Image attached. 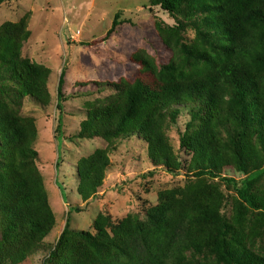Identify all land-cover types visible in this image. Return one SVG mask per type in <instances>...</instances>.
Returning <instances> with one entry per match:
<instances>
[{
  "label": "trees",
  "instance_id": "1",
  "mask_svg": "<svg viewBox=\"0 0 264 264\" xmlns=\"http://www.w3.org/2000/svg\"><path fill=\"white\" fill-rule=\"evenodd\" d=\"M147 10L170 57L160 64L137 49L129 58L137 77L85 102L73 139L106 147L77 161L76 193L84 204L97 196L116 144L132 138L146 144L153 169L145 179L162 168L182 173L184 184L160 191L142 215L115 222L100 213L86 231H72L67 218L47 246L56 220L36 165L35 120L22 108L26 99L48 106L51 71L23 54L31 37L24 18L0 25V264H22L41 249L46 264H264V0H148ZM119 15L102 41L129 23ZM64 83L62 71L58 110ZM181 109L189 117L178 134L184 157L167 136Z\"/></svg>",
  "mask_w": 264,
  "mask_h": 264
},
{
  "label": "rangeland",
  "instance_id": "2",
  "mask_svg": "<svg viewBox=\"0 0 264 264\" xmlns=\"http://www.w3.org/2000/svg\"><path fill=\"white\" fill-rule=\"evenodd\" d=\"M147 5L148 0H0V25L17 23L24 18L31 37L23 54L51 71L47 82L48 106L26 99L22 108L23 116L35 120L38 132L33 144L38 153L36 165L56 220L45 239L46 246L53 245L67 218L72 231H86L100 213L109 215L115 222L128 213L142 215L149 204H155L160 191L184 184L182 173L169 174L162 168L145 179L153 169L147 159L146 144L139 138H132L116 144L97 196L84 204L76 193L77 161L106 147L98 139H73L86 117L85 102L113 95L111 83L120 78L132 82L137 77L138 69H133V64L128 62L137 40L136 46L147 50L157 63H165L170 57L160 47L151 27L154 18ZM117 13H120L119 21H128L135 29L124 24L113 35L118 39L104 43L102 39ZM153 14L167 25H173V21L158 9H154ZM133 30H138L137 34ZM78 32L77 38L71 37ZM188 37L192 34L188 33ZM62 71H65V83L58 110L56 90ZM188 119L187 110L181 109L177 123L167 129L170 144L181 157L185 155L179 151L178 134L184 131ZM222 176L237 181L241 178L231 170H225ZM46 256L47 249H41L22 264H46Z\"/></svg>",
  "mask_w": 264,
  "mask_h": 264
},
{
  "label": "crops",
  "instance_id": "3",
  "mask_svg": "<svg viewBox=\"0 0 264 264\" xmlns=\"http://www.w3.org/2000/svg\"><path fill=\"white\" fill-rule=\"evenodd\" d=\"M125 25H127L128 27H130L131 25L129 24V23H124ZM124 24H122V26L124 25ZM121 27V26H120ZM132 27V29H135V28H133V26H131ZM152 28H153V21H152V26H151ZM121 28H119L118 30H120ZM128 30H130V28H128ZM153 30H154V28H153ZM135 33L138 31V30H133ZM80 32H78L76 35H72L71 37H73L74 39L75 38H77V36H78V34H79ZM137 34V33H136ZM114 35V34H113ZM113 35L108 39V40H105V41H103L104 43H106L107 41H109L110 39H118V38H114L113 37ZM126 36V35H125ZM116 37V36H115ZM122 37V36H121ZM130 37H133V36H130ZM138 41V40H137ZM137 41L136 42H134L133 44H134V49L133 50H131V52L129 53V56H128V58H130V56H131V54L133 53V52H135L137 49H141L142 47H138V46H136V44H137ZM72 46H76V45H72ZM129 62V61H128ZM134 66V65H133ZM133 69H138L136 66H134V68Z\"/></svg>",
  "mask_w": 264,
  "mask_h": 264
}]
</instances>
